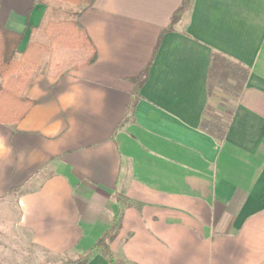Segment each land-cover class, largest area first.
Masks as SVG:
<instances>
[{
    "label": "crops",
    "instance_id": "1",
    "mask_svg": "<svg viewBox=\"0 0 264 264\" xmlns=\"http://www.w3.org/2000/svg\"><path fill=\"white\" fill-rule=\"evenodd\" d=\"M182 1L91 0L77 22L95 61L50 45L32 108L0 123V210L12 198L13 223L60 264L117 215L118 264H264V0H193L170 25ZM44 11L0 0L18 52Z\"/></svg>",
    "mask_w": 264,
    "mask_h": 264
},
{
    "label": "trees",
    "instance_id": "2",
    "mask_svg": "<svg viewBox=\"0 0 264 264\" xmlns=\"http://www.w3.org/2000/svg\"><path fill=\"white\" fill-rule=\"evenodd\" d=\"M192 1H182L181 6L172 15L170 25L175 24L190 10ZM36 2L44 5L45 11L39 25L30 28L32 39L23 52H18L22 34L9 30L0 23V123L3 124L19 122L32 108L33 102L25 95L44 58L49 54L50 45L86 53L88 55L86 65L96 59L94 46L77 22L80 14L91 5V0H36ZM146 75L147 69L132 79L135 83V96L128 108L131 112H134L138 90L146 80ZM224 131V127L221 126L214 132H208L220 140ZM119 229L120 217L117 215L110 228L84 255L61 264H86L95 252L102 254L110 264H118L112 256L110 244L116 239Z\"/></svg>",
    "mask_w": 264,
    "mask_h": 264
},
{
    "label": "rangeland",
    "instance_id": "3",
    "mask_svg": "<svg viewBox=\"0 0 264 264\" xmlns=\"http://www.w3.org/2000/svg\"><path fill=\"white\" fill-rule=\"evenodd\" d=\"M7 202L8 211L0 210V216L8 212V224L0 227V264H60L55 256L35 247L27 232L17 228L13 223L14 200L8 198Z\"/></svg>",
    "mask_w": 264,
    "mask_h": 264
}]
</instances>
